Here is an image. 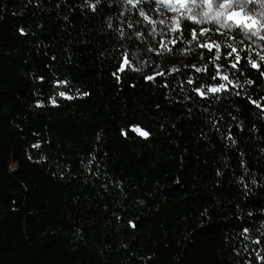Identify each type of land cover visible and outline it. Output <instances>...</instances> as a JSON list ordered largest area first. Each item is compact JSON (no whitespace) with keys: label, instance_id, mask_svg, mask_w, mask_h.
Listing matches in <instances>:
<instances>
[{"label":"trees","instance_id":"1","mask_svg":"<svg viewBox=\"0 0 264 264\" xmlns=\"http://www.w3.org/2000/svg\"><path fill=\"white\" fill-rule=\"evenodd\" d=\"M91 4L0 0V264H264V49Z\"/></svg>","mask_w":264,"mask_h":264},{"label":"snow or ice","instance_id":"2","mask_svg":"<svg viewBox=\"0 0 264 264\" xmlns=\"http://www.w3.org/2000/svg\"><path fill=\"white\" fill-rule=\"evenodd\" d=\"M100 0H96V4H98ZM127 4L132 5L135 8L138 4L142 2V0H125ZM157 7H164L166 11L176 12L180 15L172 17L173 26L169 27L170 32H177L180 30V19L181 17L185 19H191L195 23H204L205 21L215 22L218 24L219 31L220 28L225 29L226 31H232L233 29H238L241 31L246 38L252 39L257 38L260 40H264V4H262L261 9L253 10L250 8V5L261 3V0H155ZM96 4H91L90 7L92 11L96 10ZM140 15L144 17V19L148 20V16L145 15L143 10L140 11ZM150 23L155 24L153 21H149ZM159 23L164 24L165 20H160ZM109 27H111V23H109ZM131 27V25H129ZM208 29H202L200 35L203 36ZM153 33H155V27H153ZM181 36L183 33H180ZM198 39L196 31H192L191 40L196 41ZM191 42V41H190ZM168 43L175 44V40H171ZM199 47L208 48L209 51H212L214 47L216 49V59H220V45L216 43H212L211 45L208 43L199 44ZM231 49V51L227 54L232 56L237 53V49L232 47V45H227ZM161 49L166 51H172L171 48H168L167 44L161 41ZM159 54V53H157ZM261 60H264V55L260 57ZM235 63L232 64L233 68H236L240 63V56L237 54L235 56ZM253 68H259V64L255 61H252ZM131 62L128 60L127 53L124 54V63L119 68L120 72L125 71V65L130 66ZM219 68V66H217ZM196 71H201L200 68H196ZM264 74V73H262ZM158 75H163V73H158ZM219 76V71L217 72ZM221 79L228 80V77L222 76ZM119 79V77H117ZM148 79H154V77H148ZM192 83V81H189ZM231 83V81H229ZM225 88V85L221 84L219 87H212L207 89L209 92H218L221 89ZM200 95H204L203 90L196 89ZM60 95H64V93H60ZM69 99L71 97H68ZM55 101H53L54 103ZM257 107H261V105L253 101ZM133 131L137 132L139 135L143 137H148L149 133L146 131H142L139 127H134ZM126 135V133H124ZM39 147V145H36ZM135 227V225H133ZM248 230L245 229L244 232ZM256 243H260V241H256Z\"/></svg>","mask_w":264,"mask_h":264},{"label":"rangeland","instance_id":"3","mask_svg":"<svg viewBox=\"0 0 264 264\" xmlns=\"http://www.w3.org/2000/svg\"><path fill=\"white\" fill-rule=\"evenodd\" d=\"M146 1H151V0H146ZM183 2V0H182ZM262 4H264V0H261V3H257V4H253L250 5V8H252L253 10L256 9H261L262 8ZM152 5L155 7V10L159 13V15L161 16V18L165 21H167L169 24H171L173 26V21H172V17L174 16H178L180 15L179 13L176 12H169L166 11L164 7H157L155 0H152ZM183 18V17H181ZM212 21H210V19L208 21H205L204 23H198L200 26L206 24V23H210ZM218 25V24H217ZM223 29V28H221ZM225 30V29H224ZM248 39V38H247ZM251 43H253L256 47L264 49V40H260L257 38H252L251 40L248 39ZM16 164L11 163V168H14Z\"/></svg>","mask_w":264,"mask_h":264},{"label":"water","instance_id":"4","mask_svg":"<svg viewBox=\"0 0 264 264\" xmlns=\"http://www.w3.org/2000/svg\"><path fill=\"white\" fill-rule=\"evenodd\" d=\"M176 186H173V187H168V186H165L163 188H161V192L167 197V198H172V194H173V190ZM139 228L140 227V224H139V221L136 222V228Z\"/></svg>","mask_w":264,"mask_h":264}]
</instances>
